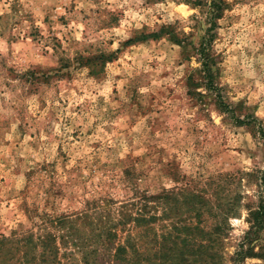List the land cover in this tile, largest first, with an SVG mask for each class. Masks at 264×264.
<instances>
[{"label":"rangeland","instance_id":"374dc122","mask_svg":"<svg viewBox=\"0 0 264 264\" xmlns=\"http://www.w3.org/2000/svg\"><path fill=\"white\" fill-rule=\"evenodd\" d=\"M226 1L211 26L210 0H0V238L52 231L64 262L55 218L115 220L146 204L151 239L198 225L186 234L216 238L220 264H235L264 197V0ZM101 51L113 57L98 73L75 59ZM132 226L117 227L114 245L145 239ZM20 246L0 250V264H33L36 249Z\"/></svg>","mask_w":264,"mask_h":264},{"label":"trees","instance_id":"16d2710c","mask_svg":"<svg viewBox=\"0 0 264 264\" xmlns=\"http://www.w3.org/2000/svg\"><path fill=\"white\" fill-rule=\"evenodd\" d=\"M206 6L207 17L211 22V26H213L215 24V19L219 18L223 11L229 7V2L226 0H210ZM110 17L111 23L117 21V17L114 16L113 13L110 14ZM163 33L160 31L151 34H140L135 38L128 39L125 43L127 44L132 41L145 39L150 36L157 37ZM197 52L202 59L201 68L203 77L207 79V84L205 85H207L209 90H214L216 86L212 83V59L207 53L204 42L201 43ZM112 57L113 52L106 53L105 51H101L88 57L80 55L75 59L79 65L91 66L92 72L98 73L99 69H101L106 62L112 60ZM94 67L98 69L94 71ZM216 103L221 110L225 112L232 111L223 102L220 93L216 94ZM235 121L241 124L244 122L238 118H235ZM260 132L261 137L264 136V130L262 128H260ZM261 179L262 182H260V186L264 185V178ZM197 199L201 203H206L205 199L201 196H197ZM138 202L139 200L137 203ZM135 204L136 203L132 202L129 203L131 206ZM92 207L94 209L95 206L93 205L90 208ZM145 207L146 204H141L135 207L133 211L123 210L121 208L116 213L115 220H104L105 217L109 218V216L96 212H83L81 216H77L74 219L67 217L55 218L56 225L59 229L58 231L61 233L58 237L64 248L60 253L62 258H65L64 262L58 259L60 248L55 244L56 235L49 230L39 233L35 240H33V235L30 232L26 236L12 240L9 237L2 236L0 238V250L6 249L5 251L9 257H12L13 253L24 250L21 249L20 246V243L23 242L24 248L29 245L30 248L36 249L37 251V254L31 258L33 264H104L100 249L106 252L104 254L107 255V259H105L106 261L108 260L107 263L111 261L112 264H220V259L218 258L220 242L216 240V238L210 236L205 238H194L186 234V230L190 227L200 229L198 225L185 223L177 226L173 224L170 227L171 230L159 236V241L157 238L151 239V237H149V233L152 229L150 223L155 218L153 214H147ZM49 221L50 224L53 223V219ZM129 222L133 224L132 227L144 228L142 236L145 237V239L140 242L138 239H135L133 235L132 237L129 235L123 243L114 245L117 227L124 226ZM249 224L247 232L249 235L246 233L245 239L248 240L250 233H253L255 236L253 239H257V243H260V233L264 231V197L262 195L259 196L258 203L255 207L249 211ZM46 225L47 224H44V227ZM183 232L184 234H182ZM253 239L248 240L249 245L247 249H244L242 245L240 246L241 248L235 253V264H243V260L247 256L264 255L263 251L260 253L253 252V248L256 245H250ZM149 244L155 245L154 252H152ZM27 254H25V257H27Z\"/></svg>","mask_w":264,"mask_h":264}]
</instances>
